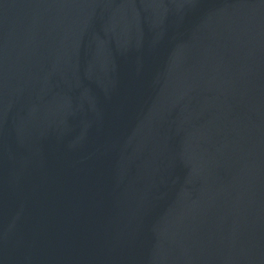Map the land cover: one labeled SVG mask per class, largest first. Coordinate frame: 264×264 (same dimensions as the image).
<instances>
[{"label": "water", "instance_id": "95a60500", "mask_svg": "<svg viewBox=\"0 0 264 264\" xmlns=\"http://www.w3.org/2000/svg\"><path fill=\"white\" fill-rule=\"evenodd\" d=\"M0 264H264V0H0Z\"/></svg>", "mask_w": 264, "mask_h": 264}]
</instances>
